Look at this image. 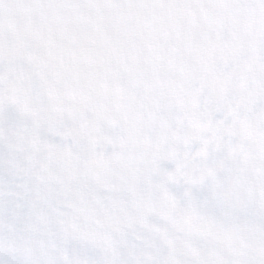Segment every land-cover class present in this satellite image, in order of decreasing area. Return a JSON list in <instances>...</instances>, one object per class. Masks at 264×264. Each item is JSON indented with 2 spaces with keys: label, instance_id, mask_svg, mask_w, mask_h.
Listing matches in <instances>:
<instances>
[{
  "label": "snow or ice",
  "instance_id": "6c2138e0",
  "mask_svg": "<svg viewBox=\"0 0 264 264\" xmlns=\"http://www.w3.org/2000/svg\"><path fill=\"white\" fill-rule=\"evenodd\" d=\"M0 264H264V0H0Z\"/></svg>",
  "mask_w": 264,
  "mask_h": 264
}]
</instances>
